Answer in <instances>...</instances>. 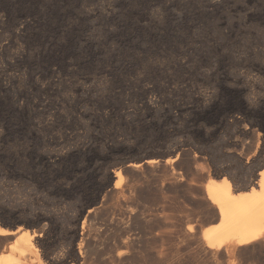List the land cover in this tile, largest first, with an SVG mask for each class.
Instances as JSON below:
<instances>
[{"label":"rangeland","instance_id":"rangeland-1","mask_svg":"<svg viewBox=\"0 0 264 264\" xmlns=\"http://www.w3.org/2000/svg\"><path fill=\"white\" fill-rule=\"evenodd\" d=\"M262 170L264 0H0V254L264 264L202 234Z\"/></svg>","mask_w":264,"mask_h":264},{"label":"bare ground","instance_id":"bare-ground-1","mask_svg":"<svg viewBox=\"0 0 264 264\" xmlns=\"http://www.w3.org/2000/svg\"><path fill=\"white\" fill-rule=\"evenodd\" d=\"M116 177L118 184L122 179L120 170L116 171ZM257 185L259 188H254L253 185L254 187L251 186L248 190H238L228 177L210 179L206 183L208 197L217 205L219 211L218 222L206 227L202 232L205 243L210 248L219 249L233 242L246 246L264 238V170L260 172ZM2 227L1 232L5 231ZM17 236V244L11 245V251L0 254V264H25L24 254L33 248V243L28 231H22ZM20 242L24 244L21 245Z\"/></svg>","mask_w":264,"mask_h":264},{"label":"water","instance_id":"water-1","mask_svg":"<svg viewBox=\"0 0 264 264\" xmlns=\"http://www.w3.org/2000/svg\"><path fill=\"white\" fill-rule=\"evenodd\" d=\"M260 177V176H259Z\"/></svg>","mask_w":264,"mask_h":264}]
</instances>
